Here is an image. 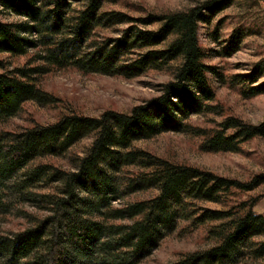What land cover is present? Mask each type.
Listing matches in <instances>:
<instances>
[{
	"label": "trees",
	"instance_id": "trees-1",
	"mask_svg": "<svg viewBox=\"0 0 264 264\" xmlns=\"http://www.w3.org/2000/svg\"><path fill=\"white\" fill-rule=\"evenodd\" d=\"M69 1H81L82 7L69 10ZM103 1L0 0V53L22 56L38 47L25 65L8 67L0 60V123L24 102H54L38 85L51 68L130 78L177 62L173 79L160 93L128 112L105 109L88 116L70 111L50 123L0 130V214L23 199L46 212L41 217L23 213L25 227L0 231V264H137L182 221L190 227L216 222L208 230L216 241L167 264H264V214L252 211L256 199L225 210L200 205L221 203L232 189L251 191L264 183V173L239 181L134 145L169 130L203 136L200 148L208 152L236 151L244 141L264 138V121L250 124L226 116L210 130L185 122L191 113L214 110V84L224 76L204 61L211 54L201 45L199 30L231 0H205L135 18L101 10ZM9 15L23 19L8 21ZM117 23L132 25L114 38L94 37L97 27ZM150 24L156 27L144 28ZM244 34L243 27L232 29L216 54L233 53ZM209 36L215 40L216 29ZM262 72L264 60H259L239 77L243 95L264 91V81L251 85ZM83 138L90 142L81 154L68 157V169L46 160L64 156ZM51 183L50 193L32 189ZM148 190L153 193L143 199L112 205Z\"/></svg>",
	"mask_w": 264,
	"mask_h": 264
},
{
	"label": "rangeland",
	"instance_id": "rangeland-1",
	"mask_svg": "<svg viewBox=\"0 0 264 264\" xmlns=\"http://www.w3.org/2000/svg\"><path fill=\"white\" fill-rule=\"evenodd\" d=\"M203 1L205 0H104L100 9L123 12L135 18L146 13L182 10ZM81 7V1L68 2L69 10L76 11ZM5 19L19 21L23 18L9 15ZM129 25L132 24L117 23L108 27H97L93 32L94 37L114 38L119 35L120 30ZM238 26L244 28L245 34L237 50L228 56L216 54L231 30ZM137 27L142 28L140 25ZM154 27L156 24L144 28ZM214 29L217 38L212 40L209 35ZM199 41L203 47L210 49L211 55L204 61L217 67L224 76V81L221 84H214V98L210 102L214 110L199 114L191 113L185 122L194 128L210 130L217 128V123L226 116H233L250 124L264 121V91L245 96L241 93V85L237 81L255 62L264 60V0H231L226 8L213 16L208 25L200 28ZM37 48L28 50L22 56L0 53V60L8 67L22 66L32 59L31 54L35 53ZM176 63L173 61L161 69H149L130 78L95 72L83 73L68 66L51 68L38 78V85L55 99L54 102L46 105L24 102L13 117L0 123V130L15 131L35 123H50L70 111L88 116H98L105 109L128 112L132 106L160 93L162 85L173 79ZM263 81L264 72L251 85L256 86ZM202 140L201 135L169 130L148 139L138 140L134 145L172 162L196 166L239 181H247L253 175L264 173V138L254 137L244 141L239 144L236 151L219 152L202 150L200 148ZM89 142V138H83L64 156L46 160L60 168L68 169V157L72 154H81ZM53 186L54 183L39 184L32 189L36 193H50ZM152 193V190L136 191L112 201V205L120 207L123 203L143 199ZM250 199H256L252 211L264 214V183L248 192L232 189L221 203L205 202L200 205L225 210ZM23 213L36 217L46 215L45 211L37 210L30 201L23 199L12 204L8 212L0 214V231H15L25 227L28 222ZM215 223L208 222L190 227L184 221L179 222L175 229L166 233L137 264H167L185 253L208 248L216 241L208 231ZM255 239L261 237L257 236Z\"/></svg>",
	"mask_w": 264,
	"mask_h": 264
}]
</instances>
